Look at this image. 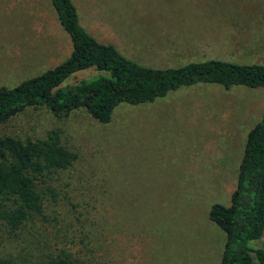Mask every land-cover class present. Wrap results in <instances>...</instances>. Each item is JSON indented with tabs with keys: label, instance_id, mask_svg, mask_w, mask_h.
<instances>
[{
	"label": "rangeland",
	"instance_id": "374dc122",
	"mask_svg": "<svg viewBox=\"0 0 264 264\" xmlns=\"http://www.w3.org/2000/svg\"><path fill=\"white\" fill-rule=\"evenodd\" d=\"M8 1L0 0V86L12 87L65 59L71 42L49 0ZM72 2L79 24L84 19L97 42L119 53L125 47L116 31L134 34L135 24L153 18L147 0ZM208 3L209 11L218 9L212 16L227 14L231 21L224 22L229 28L214 21L207 34L218 38L199 57L264 64V0ZM155 39H128L142 42L132 47L142 54L136 57H161L135 62L154 68L187 63L182 55H164ZM94 73L78 70L65 82ZM263 109L264 87L197 83L149 103H119L107 123L84 108L60 118L44 106L16 112L0 123V136L35 139L57 129L77 160L59 174V197L49 203L44 224L25 222L12 233L0 228V255L10 264H46L48 245L55 243L70 264H218L224 233L207 211L212 203L229 204L246 133ZM251 245L264 248V234Z\"/></svg>",
	"mask_w": 264,
	"mask_h": 264
},
{
	"label": "trees",
	"instance_id": "16d2710c",
	"mask_svg": "<svg viewBox=\"0 0 264 264\" xmlns=\"http://www.w3.org/2000/svg\"><path fill=\"white\" fill-rule=\"evenodd\" d=\"M49 2L69 37L70 53L12 87L1 85L0 123L26 107L39 106L57 118L84 108L98 123H107L119 103H149L197 83H214L223 89L264 87V64L217 59L162 68L138 64L112 44L99 43L89 35L78 22L72 0ZM91 67L96 73L65 82L76 71ZM76 160L77 153L60 142L57 129L35 139L1 135L0 228L12 233L25 222L44 224L49 203L59 197V174ZM63 198L74 207L68 195ZM207 218L224 233L218 264H264V248L251 245L264 234V109L246 133L229 204H210ZM48 253L46 264H70L69 253L55 243H49ZM0 264H10V259L0 255Z\"/></svg>",
	"mask_w": 264,
	"mask_h": 264
},
{
	"label": "crops",
	"instance_id": "0c3cea01",
	"mask_svg": "<svg viewBox=\"0 0 264 264\" xmlns=\"http://www.w3.org/2000/svg\"><path fill=\"white\" fill-rule=\"evenodd\" d=\"M12 3L14 2L9 0L7 6L10 4L13 6ZM147 3L151 9V15H153L149 24H142L141 22L135 24L134 28H136L137 31L134 34L116 31V35L120 32L119 35L122 41L119 43L125 47L124 50L123 48L119 50L120 53L130 57L133 61H155L161 58H152L150 53H148L149 57H136L142 54L137 53L132 47L140 45L142 42L139 43L137 40L136 43H134V41H128V39L133 38V36L141 39L157 38L155 40H161L163 45L160 47L162 50H165L162 53L164 55H182L184 57L179 58L182 61L209 60V58H200L199 56H202L204 53L203 50H208L211 42L214 41L213 39L218 37L210 38L207 32L211 31L213 26H217V23H214V21L219 22L218 25L225 21H231V17L227 14L226 16L222 14H218L216 17L212 16L213 11L216 14L218 9L209 11L211 7L208 0H147ZM82 24L83 29L89 35L93 38L97 37L94 30L84 19H82ZM174 26H177V29H173ZM226 26V28H229L230 25ZM226 28L220 29V31L218 30L217 32H220V34L224 31L233 32L236 27H233L231 30ZM218 36L221 38L224 35ZM98 39L97 37V40ZM201 39H203L204 42L201 43ZM115 43L117 45V42ZM152 52L156 55L161 54V52L157 51Z\"/></svg>",
	"mask_w": 264,
	"mask_h": 264
}]
</instances>
